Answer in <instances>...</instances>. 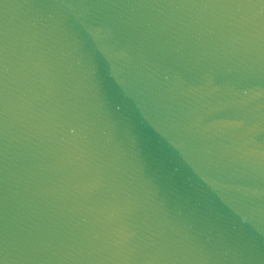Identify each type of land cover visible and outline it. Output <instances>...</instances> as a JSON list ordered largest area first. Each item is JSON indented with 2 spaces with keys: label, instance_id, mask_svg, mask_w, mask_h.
<instances>
[{
  "label": "water",
  "instance_id": "water-1",
  "mask_svg": "<svg viewBox=\"0 0 264 264\" xmlns=\"http://www.w3.org/2000/svg\"><path fill=\"white\" fill-rule=\"evenodd\" d=\"M0 264H264V0H0Z\"/></svg>",
  "mask_w": 264,
  "mask_h": 264
}]
</instances>
